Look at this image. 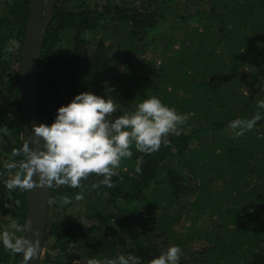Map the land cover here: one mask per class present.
Returning <instances> with one entry per match:
<instances>
[{"label":"trees","instance_id":"obj_1","mask_svg":"<svg viewBox=\"0 0 264 264\" xmlns=\"http://www.w3.org/2000/svg\"><path fill=\"white\" fill-rule=\"evenodd\" d=\"M181 1L104 0L88 8L83 0L54 1L37 70L39 124H51L75 95H98L123 77L129 83L114 119L152 96L188 118L155 152L132 146L111 187L92 189L102 179L95 174L80 188L49 187V210L88 201L123 213L129 224L115 237L99 222L87 229L49 217L39 264H64L69 249L89 238L87 263L125 251L149 264L178 245L177 264H264V110L243 135L229 128L233 119L251 118L264 99V0H195L185 16L170 7ZM29 17L30 0H0V233L13 240L23 232L11 224L24 225L26 211V190L7 183L24 162L18 72ZM158 31L166 36L156 39ZM116 34L134 65L121 76L106 44ZM184 214L190 224L179 228ZM18 257L0 244V264Z\"/></svg>","mask_w":264,"mask_h":264},{"label":"clouds","instance_id":"obj_2","mask_svg":"<svg viewBox=\"0 0 264 264\" xmlns=\"http://www.w3.org/2000/svg\"><path fill=\"white\" fill-rule=\"evenodd\" d=\"M16 47L19 44L11 42ZM7 51H13L9 47ZM257 111L251 118H236L229 122L236 136L251 130L261 120L264 99L256 102ZM116 111V102L107 93L98 96L90 91L75 95L67 105L57 108L51 124L32 126L33 147L26 144L23 151L26 159L20 170L8 181L10 189L30 190L33 187L48 188L53 184L80 188L81 181L89 174L102 177L92 189L103 185L112 186L111 177L123 159L132 156L131 148L137 152L152 153L161 143H168L170 133L179 134V125L187 121L188 114H178L156 96L142 99L131 114H124L109 120ZM0 131H6L0 127ZM143 157H138L135 171L140 172ZM33 176L36 177L33 180ZM83 191L75 195L83 199ZM67 202V200H65ZM15 232H24L27 225L11 224ZM0 244L12 252L31 255L34 242L23 238L13 240L12 234L0 233ZM182 249L178 245L151 259L149 264H177ZM88 264H141L140 257L121 254L112 259L90 258Z\"/></svg>","mask_w":264,"mask_h":264},{"label":"water","instance_id":"obj_3","mask_svg":"<svg viewBox=\"0 0 264 264\" xmlns=\"http://www.w3.org/2000/svg\"><path fill=\"white\" fill-rule=\"evenodd\" d=\"M55 0H30V17L22 45L18 72V97L22 118V150L26 144L32 148V126L39 125L36 102L37 70L41 44L50 20ZM24 160L26 154L23 151ZM36 177L33 176V180ZM49 187L26 190L25 223L22 238L34 242L31 255L19 253L17 264H39L43 253L44 235L49 207Z\"/></svg>","mask_w":264,"mask_h":264},{"label":"rangeland","instance_id":"obj_4","mask_svg":"<svg viewBox=\"0 0 264 264\" xmlns=\"http://www.w3.org/2000/svg\"><path fill=\"white\" fill-rule=\"evenodd\" d=\"M85 7L88 8L91 7V5L94 4H102L104 0H83ZM169 1V0H168ZM47 0H45V3ZM195 0H188V1H181L178 4L172 3L170 7L173 9V6H175L174 11H178L179 13H183L184 11H189L188 6L192 3H194ZM190 13V12H189ZM184 16L187 15V13H183ZM191 21V20H189ZM190 25V24H189ZM165 29V28H161ZM165 37L166 34L163 33L162 31H158L157 35L154 37L157 39V37ZM118 34L113 35L106 41V44H111L112 49L110 53V59L112 61H117L119 62L118 68L117 69V74L119 76L122 75V73L126 70L125 67L127 65V71L125 72H131L134 71V65H133V60H130V54L127 53V48L125 45L118 44L117 40ZM65 42H61V47L63 48ZM126 51V52H125ZM114 66H116L115 63H113ZM128 79L125 77L120 78L119 82H117V79L110 80V82L107 84V86L101 91L98 96H104L106 93L108 95H111V97L114 99L116 102V111L112 114H109L108 119L112 120L114 119L115 113L119 110L122 109L121 102L123 101L124 97V90L125 86L128 84ZM131 109L127 108L126 114H131ZM88 201H78L76 204H74L72 207L64 209L62 203L60 204H55L53 205L52 209L49 210L48 207V217L52 218L53 221H63V222H69V220L75 221V222H81L85 228L89 229L90 226L96 224L99 222V224L102 225V229H107L110 233H113V235L116 236H124L125 229L127 228V225L129 224L127 220H125V217L123 213L119 211H111L110 208H103L101 204H96V203H86ZM118 214L117 217H114V215ZM184 214L182 216V221L179 224V228L181 227H187L190 224V221H186L187 215L185 218ZM204 224H206L204 222ZM122 234V235H121ZM95 235V234H94ZM94 239V236H93ZM92 239H88L80 241L78 245L74 246V248L69 249L67 254L64 256V264H88L83 257V251L85 248H89ZM45 252V246H43V253L42 256ZM125 252V251H123ZM122 251L119 252L118 255H125L127 256L128 253H123ZM43 257H41L42 259ZM40 259V261H41ZM106 259H112L111 257L105 256L103 260ZM101 260V261H103Z\"/></svg>","mask_w":264,"mask_h":264}]
</instances>
